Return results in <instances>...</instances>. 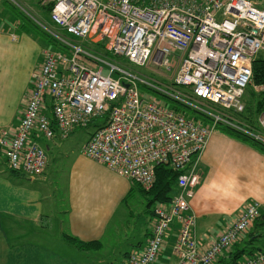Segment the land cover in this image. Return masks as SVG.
Segmentation results:
<instances>
[{
    "label": "built area",
    "instance_id": "1",
    "mask_svg": "<svg viewBox=\"0 0 264 264\" xmlns=\"http://www.w3.org/2000/svg\"><path fill=\"white\" fill-rule=\"evenodd\" d=\"M39 2L50 7L51 23L19 7L57 47L42 50L18 125L0 133L8 168L40 175L47 162L40 139H66L104 116L82 147L85 156L145 191L155 182L157 166L178 172L174 194L154 206L145 245L130 251L126 264H154L172 225L176 236L171 251L180 264H215L264 213L257 201L248 203L201 249L188 204L200 180V155L217 125L264 146V100L255 127L241 117L246 89L264 91V85L252 83V62L264 52V0ZM86 42L99 45L102 52L89 50L82 44ZM113 58L167 70L175 59L176 66L162 84L139 77ZM139 85L192 114L146 96ZM263 263L264 251H256L235 264Z\"/></svg>",
    "mask_w": 264,
    "mask_h": 264
},
{
    "label": "crops",
    "instance_id": "2",
    "mask_svg": "<svg viewBox=\"0 0 264 264\" xmlns=\"http://www.w3.org/2000/svg\"><path fill=\"white\" fill-rule=\"evenodd\" d=\"M41 8L38 15L51 23L45 7ZM47 47L51 45L32 37L19 21L0 31V133L18 125L25 93ZM92 130L76 128L66 139L54 138L45 147L41 145L47 162L37 176L10 170L0 147V264H87L78 260L80 250L101 249L113 227L135 220L130 198L137 195L140 201V193H146L82 153ZM198 165L200 180L188 204L195 215L194 236L202 249L248 203L257 201L264 209V152L216 129ZM145 199L147 207L153 204L149 196ZM149 213V222L139 223L134 236L136 246L132 248L136 250L145 245L150 234L151 209ZM254 223L215 264L249 244L251 235L258 231ZM68 236L99 244L79 249ZM175 236L176 226L172 225L154 264H180L171 251ZM256 251H264V245L253 249L252 254Z\"/></svg>",
    "mask_w": 264,
    "mask_h": 264
},
{
    "label": "rangeland",
    "instance_id": "3",
    "mask_svg": "<svg viewBox=\"0 0 264 264\" xmlns=\"http://www.w3.org/2000/svg\"><path fill=\"white\" fill-rule=\"evenodd\" d=\"M19 6L25 7L30 14L35 15L37 18H40V20H42L38 15V12H42L43 10L41 7L44 8V6L40 4L39 0H0V31H6L8 26L13 21H19L20 23H22L23 30H27V33L31 34L32 37L39 38L41 42L52 45L50 36L48 37L47 35L42 34L40 27L36 26L35 23L31 19H29L24 12H22ZM259 56L264 57V52H260ZM112 60H116V62H118L121 67L137 74L139 77L144 78L147 81L158 82L162 84L168 83L169 77L171 76L176 66L175 59H173L171 64L169 65V70L152 63L140 66L129 63L123 58H113ZM107 73L108 67L104 66L103 74ZM139 87L146 96H149L150 94L152 96H157L155 93H151V91L144 86L139 85ZM261 92H256L254 87L250 86L246 89L243 97L246 110H244L242 115L247 114L250 117L252 126L254 127L257 124L258 116L255 108L256 95ZM104 118V116L100 117L94 120L93 123L98 124L102 122ZM244 119L248 121L247 118ZM93 123L90 124L89 129L94 128ZM46 142L48 143L45 138L40 139V145H42L43 147H45V144H47ZM148 196L149 195L147 194L140 193V201L137 195L130 198L131 203L134 205L133 210L136 212L135 220L124 222V224L120 223L119 225L113 227L110 230L109 234L104 237L105 240L101 249L90 250L88 252L80 250L78 254V260L86 262L87 264H125V254L127 252L136 250V248L132 247L136 246V243H134L133 240L134 236L138 234L140 228L139 223L143 222L144 224V222L150 218L149 210L151 209L152 211L154 209V206L157 204L153 203L149 207H147L145 197L148 198ZM138 211H140L139 216ZM139 217L140 219H138ZM263 245L264 237H260L252 242L250 246L257 249L259 247L261 248Z\"/></svg>",
    "mask_w": 264,
    "mask_h": 264
},
{
    "label": "trees",
    "instance_id": "4",
    "mask_svg": "<svg viewBox=\"0 0 264 264\" xmlns=\"http://www.w3.org/2000/svg\"><path fill=\"white\" fill-rule=\"evenodd\" d=\"M45 9H46V13L49 15L50 7L49 6L45 7ZM45 35L47 34L45 33ZM51 41H52L51 46L56 48L57 45L54 43L52 39ZM82 44L91 51L102 52V49L99 45H95V44L87 43V42L82 43ZM252 83L254 85H264V57L257 56L255 60L252 62ZM156 95L160 99L164 100L167 105L174 108L176 111L185 112V114H192L190 110L185 109L178 103L172 100H169L162 95H159V94H156ZM263 100H264V91L256 95L255 108H256L257 114L262 110ZM241 116H243L242 117L243 120H245L244 118H247V120L250 123L246 120L245 121L248 124L252 125L250 117L247 114H243ZM202 120L204 122H207V119L204 117H202ZM91 123H93V121ZM102 124H103L102 122L98 124H94V127H99ZM216 129L235 139L241 140L243 142H247L251 144L252 146H255L256 148H258L262 152H264V146L252 140L251 138L247 137L246 135H244L243 133L239 131H236L224 125H217ZM155 175H156V178H155V182L153 183L152 187L148 191L144 190L145 193L149 195L150 197L149 201L151 203H165V202L170 201L176 189L178 172L167 166L159 165L155 169ZM254 222H255L254 225L255 227H257L258 231H256V233L253 236L251 235V237L248 240L249 244L252 240L254 242L256 239L262 237V235L264 234V213H262ZM68 238L79 249H86L88 248V246L90 248L92 246H96L99 244L98 241H91L89 243H83L81 241L75 240V238L73 239L69 236ZM248 245H246L242 249H239L236 253H233V255H228L227 257H223L222 259L219 260V264H235L238 261V259L241 258L242 256L252 254V251L255 248L251 247L250 245L248 246Z\"/></svg>",
    "mask_w": 264,
    "mask_h": 264
}]
</instances>
